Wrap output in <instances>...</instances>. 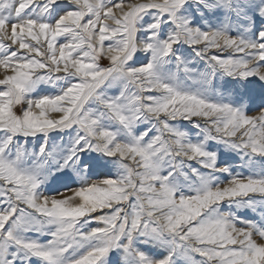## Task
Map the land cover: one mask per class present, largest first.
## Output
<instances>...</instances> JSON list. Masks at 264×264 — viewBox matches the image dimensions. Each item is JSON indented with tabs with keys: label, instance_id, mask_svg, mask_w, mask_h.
I'll return each instance as SVG.
<instances>
[{
	"label": "snow or ice",
	"instance_id": "obj_1",
	"mask_svg": "<svg viewBox=\"0 0 264 264\" xmlns=\"http://www.w3.org/2000/svg\"><path fill=\"white\" fill-rule=\"evenodd\" d=\"M0 72V264H264V0H0Z\"/></svg>",
	"mask_w": 264,
	"mask_h": 264
},
{
	"label": "rangeland",
	"instance_id": "obj_2",
	"mask_svg": "<svg viewBox=\"0 0 264 264\" xmlns=\"http://www.w3.org/2000/svg\"><path fill=\"white\" fill-rule=\"evenodd\" d=\"M114 2H119V0H114ZM114 11H116L114 9ZM142 55V54H141ZM102 63L107 65L110 62L107 59H102ZM202 67V66H201ZM0 78H2V72H0ZM230 79L231 78H224V79H217L216 81H214L218 86L220 84H223L225 87H230ZM256 87H259L258 82L254 81L253 82ZM51 85H45V84H41L37 87V89L35 90V95H40V94H47L49 91H51ZM17 111H20V108L17 107ZM257 110H253L252 112H249V114H255ZM50 118L54 117L55 114H49ZM184 128L182 130H190L187 126V122H184ZM30 143L32 141V138H29ZM85 159H91L93 161L92 164H90V169H91V173L93 174V179H102L104 178L105 172L108 171V169L105 166V161L100 159V154L98 153H91L89 156L84 157ZM107 159V158H105ZM232 158L230 156H227L223 151L221 152V160L224 161H230ZM239 170V169H238ZM95 174H99L97 176H95ZM225 177H222V179ZM67 184V186L69 187H78L79 186V180L78 178L72 174L70 171L65 170L64 173H57L56 175H54L51 180L49 181V183L46 185L47 189H54V190H60L62 185ZM65 195H71V193H65ZM238 215H242L246 218H256L255 214H253L251 212V210L244 208L241 209L238 212ZM93 226H95V224H93ZM197 259H199V257H197Z\"/></svg>",
	"mask_w": 264,
	"mask_h": 264
}]
</instances>
